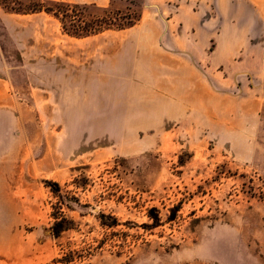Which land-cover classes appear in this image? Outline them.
<instances>
[{
  "label": "rangeland",
  "instance_id": "obj_1",
  "mask_svg": "<svg viewBox=\"0 0 264 264\" xmlns=\"http://www.w3.org/2000/svg\"><path fill=\"white\" fill-rule=\"evenodd\" d=\"M59 3L0 0V264H264V7H211L190 93L142 0Z\"/></svg>",
  "mask_w": 264,
  "mask_h": 264
},
{
  "label": "crops",
  "instance_id": "obj_2",
  "mask_svg": "<svg viewBox=\"0 0 264 264\" xmlns=\"http://www.w3.org/2000/svg\"><path fill=\"white\" fill-rule=\"evenodd\" d=\"M32 1V0H28ZM34 1V0H33ZM60 3L65 4H76V5H92L100 8H107L112 6V0H58ZM119 1V0H118ZM257 1V0H256ZM256 1L250 0L248 3H245L243 0H142L143 7H148V9L153 10V14L157 15L155 21H146L147 26L155 27V39L156 43L165 45V51L156 52L155 57L158 60H161V64L164 63L167 67V73L172 75H186L189 77L187 82L188 91L194 93L198 91V87L194 82V77L204 76L209 69H218L224 61H230L235 59V49L225 57V59H220L218 54L212 57L210 55L209 46L211 44V32L213 29H218L222 26L221 20H211L209 19V11L211 7H214L218 11L220 10H229L234 12L236 15L233 17L237 18V12H242L243 7L246 10H251L252 7L263 8V3H258ZM256 9V8H255ZM258 10V9H256ZM239 19L242 16H238ZM28 21H16V20H6V25L10 26L12 29L18 26L19 24L28 25ZM135 24H132L128 28H132ZM28 31H34V27L29 28L25 27ZM24 33L26 30H22ZM26 34L27 37L37 38L35 34L31 35ZM23 36V35H22ZM18 36L16 42L22 44L24 37ZM28 39L26 38L25 42ZM239 43H242V40H239ZM233 43H236L233 41ZM22 48V47H21ZM28 50V49H26ZM167 50V51H166ZM29 51V50H28ZM69 53L62 52V58L66 59V55ZM60 55V56H61ZM116 55V54H115ZM113 52H108L109 60L114 59ZM41 58V56H38ZM28 59V58H27ZM194 61L197 63L196 68L193 66ZM208 64V65H207ZM128 68L126 66V72ZM64 72V73H63ZM68 67H60L59 75L62 74L61 80L50 79L42 86L49 83V87H54L58 92L61 89L70 87V91L75 89L80 91L82 89V82L72 78L67 79ZM44 75V74H42ZM34 79L28 80L35 82V74H30ZM41 76V75H37ZM74 74V78H75ZM40 81V79H39ZM197 86H202L204 83L201 78L197 79ZM91 85V92H98V78L93 79ZM77 86V87H76ZM201 89V88H199ZM192 101L195 100V94L191 96ZM0 234V251L6 250L3 246L4 239ZM7 246V251L10 250V245Z\"/></svg>",
  "mask_w": 264,
  "mask_h": 264
},
{
  "label": "trees",
  "instance_id": "obj_3",
  "mask_svg": "<svg viewBox=\"0 0 264 264\" xmlns=\"http://www.w3.org/2000/svg\"><path fill=\"white\" fill-rule=\"evenodd\" d=\"M60 4V6H64V7H70L69 6V4H65V3H59ZM42 10V9H41ZM55 15V14H54ZM55 17H56V15H55ZM129 26H131V25H129ZM128 26V27H129ZM74 37H77V38H79L80 36L78 35V34H76V35H74ZM56 217H54V219L56 218V219H58L59 221H61L62 219H63V217H62V213L61 212H59L58 213V215H55ZM55 219V220H56ZM57 225H61L59 222L58 223H56Z\"/></svg>",
  "mask_w": 264,
  "mask_h": 264
}]
</instances>
